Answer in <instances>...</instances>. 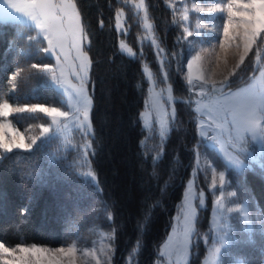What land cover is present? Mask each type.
Listing matches in <instances>:
<instances>
[{
  "label": "trees",
  "instance_id": "obj_1",
  "mask_svg": "<svg viewBox=\"0 0 264 264\" xmlns=\"http://www.w3.org/2000/svg\"><path fill=\"white\" fill-rule=\"evenodd\" d=\"M131 1L74 0L91 61V130L76 135L73 145L48 135L30 149L0 154V243L59 245L111 228L116 244L114 264H124L128 255H132L131 264H155L162 257L160 245L180 209L187 180L193 176L195 189L204 194L205 202L195 203L186 264H203L212 198L204 172L195 167L202 153L225 171L236 198L255 206L264 218V148L248 141L251 156L246 155L245 165L236 169L207 144L197 130L193 89L182 75L186 40L174 21L175 9L164 0H144L156 48L145 38L144 18ZM118 10L123 13L120 32L115 25ZM120 38L133 49V55L119 48ZM45 47L34 25L0 18V102L65 108L50 72L43 70V65L53 61L45 55ZM263 64L264 32L235 75L221 82L220 88L249 82ZM144 65L157 85L170 84L174 96L175 116L163 140L148 133L141 122L149 90ZM18 71L13 88L12 74ZM22 114L24 120L16 116L14 120L22 127L32 121H49L44 113ZM88 164L95 179L84 174ZM254 233V250L248 248L240 255L264 263V232Z\"/></svg>",
  "mask_w": 264,
  "mask_h": 264
},
{
  "label": "rangeland",
  "instance_id": "obj_2",
  "mask_svg": "<svg viewBox=\"0 0 264 264\" xmlns=\"http://www.w3.org/2000/svg\"><path fill=\"white\" fill-rule=\"evenodd\" d=\"M167 6L172 11L175 9L176 17L175 23L178 22L179 27L182 29L185 40V60L183 63L182 75L188 85L193 89L195 109L197 111V130L199 135L207 142V144L214 146L225 162L233 168L240 169L245 165L246 155L251 156L248 151V141L255 142L260 149L264 148V120H261L253 133L246 128L238 127V125L231 122V114H217L216 108L212 106L210 101L217 98L223 99L229 95H236L245 93V90L259 91L264 88V71L263 66L257 71L252 79L235 88L221 89V82L235 64L239 62V54L243 52V31L242 27L236 28L235 25L239 23L240 17H234L233 29L230 33L236 34L235 40L229 41L225 49H221L220 45L224 41L223 25L228 20L227 5L229 0H164ZM18 3L23 4L24 0H17ZM136 10L141 11V16L144 18V27L146 29L145 38L159 48L153 38L151 27H146L145 21V1L143 8L137 7L140 0L131 1ZM216 4L221 5V11H197L195 6L204 9L214 8ZM78 11V10H77ZM233 11H243L238 6H233ZM187 13L188 19H183L184 13ZM119 16V25H117V14ZM9 17H17L16 20L25 21L35 26L34 22L29 17L22 13L16 12L11 9L8 0H0V18L8 19ZM147 23L150 21L147 19ZM115 25L120 32L123 30V13L118 10L115 14ZM151 25V24H150ZM187 29V31H185ZM37 31L43 36L40 29ZM191 35H188V33ZM257 38V37H256ZM255 38V39H256ZM46 47H47V40ZM121 43L130 48L126 41L122 38L119 39V48ZM255 43V42H254ZM254 43L251 45V51ZM239 45V47H237ZM131 49V48H130ZM81 50L87 53L85 49V40L81 43ZM206 50V51H205ZM67 60L62 57V63L58 64L56 56L51 52H45V55L51 56L53 61L52 68L56 71L57 76H60L61 70L74 84H79V81L71 74V65L75 62L77 65L80 63L76 59L75 51H69ZM248 52V54H249ZM129 54V53H128ZM134 51L131 49V54ZM199 54L201 59L193 63L191 69V83H189V69L188 63L192 58ZM247 54V55H248ZM220 57L219 68H217V57ZM247 56H245L246 58ZM88 68L87 76L85 78L84 87L90 96V68L91 61L87 53ZM225 61L227 64L225 65ZM145 76L149 81V90L144 102V107L141 110L140 118L143 126L148 133L158 134L160 140H163L168 130L170 123L175 116L174 96L169 83L157 85L155 78L152 75L150 68L147 65L143 66ZM15 72V71H14ZM203 74L206 80H214L216 82L215 89L211 83H205L199 79ZM14 73L12 74V78ZM229 78V77H228ZM50 81L52 85L57 88L65 103V108L61 111H67L68 117H56L55 122L53 117L49 116V121L46 123H32L26 124L22 127L18 122L16 123L15 116L24 120L22 113H11L8 117H0V122L7 121L11 127L21 134L25 143H32V137L38 140L49 138L48 135H54L64 145H73L76 135H86L91 130L90 111L89 107L88 120H83V104L76 96L74 90L70 85L56 84L52 80L50 73ZM12 88V86H11ZM67 89V90H65ZM169 90H171V99H169ZM210 90H213L211 92ZM2 100L0 103H3ZM9 102V101H8ZM13 107H22L25 104L17 102H9ZM28 105L43 104L49 107H57L47 103H26ZM92 105V101H91ZM45 114V113H44ZM163 122V127H162ZM16 123V124H15ZM48 127V133L40 135L42 128ZM9 138H11L9 136ZM35 142V143H36ZM33 143L32 146L35 144ZM5 152L0 149V154ZM86 157V164H87ZM236 161H239L237 164ZM196 169L204 172L207 185L211 190L212 208L210 214L211 232L208 243V253L205 257L203 264H264L262 262H254L253 258L243 259L240 253L243 250L255 246L257 239L252 240V235L255 236L254 230H262L264 232V218L260 211L251 204H246L244 201L238 200L235 196L234 190L231 187L229 180H227L224 170L219 169L213 165L205 153L198 155L195 161ZM223 173V180L220 174ZM84 174L95 179V175L90 171L89 164L84 169ZM204 194L195 189L193 183V176L187 180L184 190V197L179 211L173 217L169 234L160 245L159 253L163 257L158 258L155 264H186L189 254V244L192 233L193 218L196 214V205H204ZM193 210V211H192ZM193 214V218L190 217ZM236 233V234H235ZM115 233L111 228H100L96 230L88 238L78 237L71 241L59 245H45L33 243H19V244H4L5 247L16 249L19 255V247L41 248L47 250L48 258L55 259L60 264H114L116 254ZM64 249V253L58 250ZM71 249V253L68 250ZM249 257V256H247ZM132 255H128L124 264H131ZM12 256H4L0 254L2 264L5 260H13ZM34 261V257L29 258ZM160 259V260H159ZM43 264H48V259L43 260Z\"/></svg>",
  "mask_w": 264,
  "mask_h": 264
},
{
  "label": "snow or ice",
  "instance_id": "obj_3",
  "mask_svg": "<svg viewBox=\"0 0 264 264\" xmlns=\"http://www.w3.org/2000/svg\"><path fill=\"white\" fill-rule=\"evenodd\" d=\"M8 4L11 9H14L18 13L30 18L34 22L35 27L40 29L43 37L47 40V47L43 49L44 52H51L56 56L57 63H62V57L64 60L68 58L69 51H75L76 59L80 61L77 65L75 62L71 65V74L79 81V84L72 83L67 78L64 71L61 70L60 76H57L56 71L51 65H43V70L51 73L52 80L56 84L64 85L68 84L74 90L76 96L83 104V120L86 122L89 115V107L91 106V99L84 87L85 78L87 76L88 58L87 53L81 50V43L86 39L85 30L81 25L80 14L77 11L76 3L74 0H24L23 4L18 3L17 0H8ZM236 5L243 11H233V6ZM144 0H140L139 8H143ZM197 11H221V5L216 4L214 8L204 9L195 6ZM228 20L223 25L224 41L221 43V49H225L226 44L229 41L235 40V35L230 33V29H233L234 17H240V21L235 25L236 28L242 27L243 31V52L239 54V62L228 71L224 77L225 83L228 81V77L235 75L236 69H239L241 64L244 63L245 56H247L251 45L255 42V38L264 32V0H229L227 5ZM119 16L117 14V25H119ZM183 19H188L185 12L182 16ZM17 17H9L8 20L15 21ZM146 27L150 28L151 25L147 23V13H145ZM187 31V29H185ZM188 35H191L189 32ZM31 39V37H30ZM239 47V45H237ZM121 48L131 54V49L121 43ZM206 51V50H205ZM201 56L197 54L192 58V61L188 63L189 69V83H191V69L193 63L199 61ZM220 57H217V68H219ZM227 62L225 61V65ZM33 68L40 67L39 65H33ZM20 75L18 71L16 76L12 78V86L15 87V81L17 76ZM264 75V71L261 72ZM199 79L206 84L211 83L215 89L216 82L214 80H206L204 75L201 74ZM67 90V89H65ZM169 99H171V90H169ZM212 106L216 108L217 114H231V122L238 125V127L246 128L249 131L255 132L259 122L264 120V88L259 91L245 90L243 95H229L223 99H215L210 101ZM45 113L48 116L53 117L55 122L56 117H68L67 111H61L58 107H49L43 104H25L22 107H13L7 100L0 103V117H8L11 113ZM221 118H224L221 115ZM163 127V122H162ZM42 131L40 135L48 133V127L41 125ZM9 136L11 138H9ZM36 137H32V143H25L21 134L16 132L11 124L7 121L0 122V149L5 152H12L13 149H30L32 144L36 142ZM238 164L239 161H236ZM221 180H223V173L220 174ZM60 253H64V249L58 250ZM71 249L68 250L71 253ZM19 255L16 249H10L5 247L3 243H0V254L4 256H12L13 260H5V264H43L44 259H48V264H60L55 259L48 258L47 250L36 248L19 247ZM30 257H34V261H30Z\"/></svg>",
  "mask_w": 264,
  "mask_h": 264
},
{
  "label": "crops",
  "instance_id": "obj_4",
  "mask_svg": "<svg viewBox=\"0 0 264 264\" xmlns=\"http://www.w3.org/2000/svg\"><path fill=\"white\" fill-rule=\"evenodd\" d=\"M192 211H193V210H192ZM191 214H192V212H191ZM193 214H194V212H193ZM193 214H192V215H190V217H191V218H193V217H192V216H193ZM193 220H194V218H193ZM193 220H192V221H193ZM191 227H193V225H192Z\"/></svg>",
  "mask_w": 264,
  "mask_h": 264
}]
</instances>
